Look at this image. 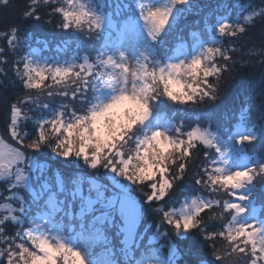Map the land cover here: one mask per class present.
Masks as SVG:
<instances>
[{"label":"snow or ice","instance_id":"snow-or-ice-1","mask_svg":"<svg viewBox=\"0 0 264 264\" xmlns=\"http://www.w3.org/2000/svg\"><path fill=\"white\" fill-rule=\"evenodd\" d=\"M0 264H264V0H0Z\"/></svg>","mask_w":264,"mask_h":264},{"label":"trees","instance_id":"trees-1","mask_svg":"<svg viewBox=\"0 0 264 264\" xmlns=\"http://www.w3.org/2000/svg\"><path fill=\"white\" fill-rule=\"evenodd\" d=\"M15 2H19V0H15ZM177 108H180L181 106H176ZM194 119V117H192Z\"/></svg>","mask_w":264,"mask_h":264},{"label":"rangeland","instance_id":"rangeland-1","mask_svg":"<svg viewBox=\"0 0 264 264\" xmlns=\"http://www.w3.org/2000/svg\"><path fill=\"white\" fill-rule=\"evenodd\" d=\"M177 207H179V205H177Z\"/></svg>","mask_w":264,"mask_h":264}]
</instances>
